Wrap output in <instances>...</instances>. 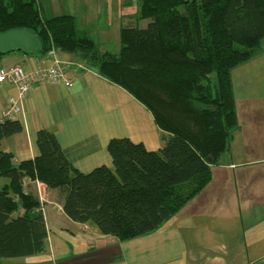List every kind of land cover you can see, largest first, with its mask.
Segmentation results:
<instances>
[{"label": "trees", "instance_id": "1", "mask_svg": "<svg viewBox=\"0 0 264 264\" xmlns=\"http://www.w3.org/2000/svg\"><path fill=\"white\" fill-rule=\"evenodd\" d=\"M138 20L120 28L118 53L101 51L76 28L73 15L44 18L36 0H0V31L25 27L51 47L80 54L99 74L145 105L162 130L163 145L147 149L128 137L107 143L113 168L81 172L56 136L37 132L39 153L15 162L1 142L22 131L0 120V258L44 250L48 231L38 181L56 192L64 214L119 240L156 230L199 194L212 167L230 149L238 126L231 69L264 53V0H140ZM33 55V54H30ZM3 54L0 53V66ZM19 65V64H17Z\"/></svg>", "mask_w": 264, "mask_h": 264}, {"label": "crops", "instance_id": "2", "mask_svg": "<svg viewBox=\"0 0 264 264\" xmlns=\"http://www.w3.org/2000/svg\"><path fill=\"white\" fill-rule=\"evenodd\" d=\"M130 1L133 0H36V3L44 18L73 15L81 34L89 36L99 50L110 51L100 47L104 44L99 35L102 8L107 10L114 3L127 5L123 11L130 7ZM138 15L125 14L120 19V28L126 23L145 26L147 20H138ZM53 50L8 58L9 66L24 63L27 72L32 65L48 67L60 60L69 66L74 81L70 88L64 82L45 81L28 91L19 111L11 116L19 120L22 131L1 142V149L9 151L16 163L38 155L36 137L40 129L56 136L67 160L81 172L99 165L113 168L107 150L113 137L142 142L149 150L163 145L162 130L145 105L102 77L98 68L80 54ZM5 58L2 57L1 63ZM237 70L238 74H230L238 120L230 149L212 167V177L205 188L165 221L172 233L164 245L151 241L158 235V232L151 235L152 231L145 234L146 240L134 245L129 257L115 236L101 234L89 223L65 219L68 217H64L55 190L41 182L26 180L25 190L37 194L45 218L48 231L45 247L33 255L0 258V264L5 260L8 264H264V143L260 140L264 131V95L259 94L264 89V53L242 63ZM17 94L13 81L0 83V120L7 118L3 111L8 99L16 98ZM260 107L262 110H257ZM0 179L1 187L7 179ZM255 210L259 218H252ZM229 215L236 217L233 221L237 233L223 226V219ZM240 215L250 225L238 233L243 223V219L240 223L236 221ZM67 223L73 231L63 226H68ZM54 227L69 231L75 243L52 240ZM76 245L80 251H72ZM91 249L93 254H86Z\"/></svg>", "mask_w": 264, "mask_h": 264}, {"label": "rangeland", "instance_id": "3", "mask_svg": "<svg viewBox=\"0 0 264 264\" xmlns=\"http://www.w3.org/2000/svg\"><path fill=\"white\" fill-rule=\"evenodd\" d=\"M139 2H140V0H133L132 2L130 1V4H129L130 7L127 10H123V11L121 9L125 8V6H127V5L118 6L114 3V5H112L107 10L105 7L102 8L101 13H102V18H103L102 21L103 22L100 25L101 28H100L99 35H100L101 39L104 40V44L100 46L101 49L107 48V49H110V51L112 50L113 52L119 51V49H120V47H119L120 46V44H119V42H120V29H119L120 28V19L123 18L125 14L140 13V6L141 5ZM12 55H23L24 57H27V56L30 57L31 56L30 54H26V53H23L21 51H12V52L3 54V57H7V58H5V60H3L2 64L9 66L8 65L9 64L8 58L11 57ZM33 55H36V54H33ZM12 65H17V64H12ZM240 65L242 66V64H240ZM240 65H238V66L240 67ZM21 66L23 67L25 72H27L28 68L26 67V65L24 63H21ZM238 66H236V67L238 68ZM33 67H34V65H32V68ZM237 68H235V69L232 68L233 70L231 69L232 75L234 74V72H235V74H238L240 72L237 70ZM31 71L32 70H30L29 72H31ZM259 94L264 95V89H262ZM257 110L260 111L262 109L260 107ZM261 122H263V121H261ZM260 140L262 143H264V131H262V133H261ZM225 154L226 153H224V155ZM0 181H2V180L0 179ZM256 216H257V218H259L257 210L254 211V215L252 216V218H255ZM64 217H67V216H64ZM233 218H236V217L229 215L228 218L223 219V226H225V227L227 226V229L229 231H232L233 233H237L234 231V227H235L234 223L235 222L233 221ZM65 219H69V218H65ZM241 219H243V223H242V226L240 228V231H238V233L242 232L244 229H246L250 225L249 223H247L246 217L243 215H240L236 221L240 223ZM68 221H71V220H68ZM67 225H68V223H67ZM169 225L170 224L167 221L163 225H161V227H159L156 231H153L151 233V235L155 234L156 232H158V235H157V237L151 239V241L152 242H160V243H163V245H164V243L166 242V239H169L168 236L172 233ZM63 226L66 229H71L69 227V225L68 226L63 225ZM59 230H60V228L55 229V227L53 229H51L52 240H55V241L60 240V243H62L64 240H67V241L69 240V241H72L75 243V240L72 238V236H70L69 231H66V230L59 231ZM54 233H57V235H54ZM147 234H149V233H147ZM146 239H147V236H145V234H144V235H139L136 237L120 240V242H121L120 244L124 248V252H126V254L129 257H132V255H130V254L135 250L134 245H137L140 240H146ZM61 245L62 244H60V246ZM80 249H81L80 246L76 245L75 248L72 249V251H75V250L80 251ZM93 252H94V250L91 249V251H87L86 254H93ZM124 257H125V255H123L121 257V259H124ZM129 257H127V258H129ZM4 264H8L6 262V260H5Z\"/></svg>", "mask_w": 264, "mask_h": 264}, {"label": "built area", "instance_id": "4", "mask_svg": "<svg viewBox=\"0 0 264 264\" xmlns=\"http://www.w3.org/2000/svg\"><path fill=\"white\" fill-rule=\"evenodd\" d=\"M53 49L51 52L53 53ZM64 62L55 60L51 66L41 67L34 65L31 72H25L21 65L0 66V83L10 80L16 84L17 97H11L3 111V116L9 118L20 109L21 101L28 91L36 84L45 81L64 82L68 88L73 86V78L70 69Z\"/></svg>", "mask_w": 264, "mask_h": 264}, {"label": "water", "instance_id": "5", "mask_svg": "<svg viewBox=\"0 0 264 264\" xmlns=\"http://www.w3.org/2000/svg\"><path fill=\"white\" fill-rule=\"evenodd\" d=\"M42 48L40 36L25 27L9 28L0 31V53L21 51L26 54H36Z\"/></svg>", "mask_w": 264, "mask_h": 264}, {"label": "bare ground", "instance_id": "6", "mask_svg": "<svg viewBox=\"0 0 264 264\" xmlns=\"http://www.w3.org/2000/svg\"><path fill=\"white\" fill-rule=\"evenodd\" d=\"M51 49H54V47H51Z\"/></svg>", "mask_w": 264, "mask_h": 264}]
</instances>
